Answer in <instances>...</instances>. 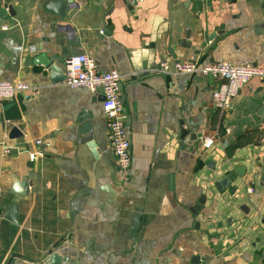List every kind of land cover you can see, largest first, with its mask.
<instances>
[{"label":"crops","instance_id":"obj_1","mask_svg":"<svg viewBox=\"0 0 264 264\" xmlns=\"http://www.w3.org/2000/svg\"><path fill=\"white\" fill-rule=\"evenodd\" d=\"M51 2L0 0V81L37 90L0 101V264H50L54 253L59 264H264V83L252 78L223 113L211 104L219 80L158 71L264 66V0H66L61 15ZM77 54L121 76L127 174L100 96L51 83L42 65L65 75ZM237 167L243 176L218 191Z\"/></svg>","mask_w":264,"mask_h":264},{"label":"built area","instance_id":"obj_2","mask_svg":"<svg viewBox=\"0 0 264 264\" xmlns=\"http://www.w3.org/2000/svg\"><path fill=\"white\" fill-rule=\"evenodd\" d=\"M64 71L65 80L62 83L65 87L84 89L91 94L103 97L102 109L115 165L122 174H127L131 167V149L126 130L127 115L119 95L121 76L114 70L108 72L99 70L96 63L84 54L69 57ZM158 71L175 76L199 74L219 80V84L211 93V104L223 113L230 110L233 100L252 78H258L264 83V66L251 64L235 66L226 62H215L201 66L195 62L164 61ZM20 92L37 94L36 87L28 83L0 81V101H10ZM214 142V137H205L202 148L208 150L212 148ZM36 144L40 145L41 142L37 141ZM7 152L8 148L5 147L4 153ZM34 158V154H29L31 161ZM249 193H252V190L249 189ZM2 196L3 191L0 189V211Z\"/></svg>","mask_w":264,"mask_h":264},{"label":"water","instance_id":"obj_3","mask_svg":"<svg viewBox=\"0 0 264 264\" xmlns=\"http://www.w3.org/2000/svg\"><path fill=\"white\" fill-rule=\"evenodd\" d=\"M67 2L66 0H52V2L50 3L49 7L47 9H51V10H56V12H58L59 15L62 14L64 8L66 7ZM8 15H12V12L10 10V8L7 11ZM6 19L5 15H1L0 16V30L3 27L4 24V20ZM106 31L103 32V34H105ZM42 65L44 66V68L47 71V74L49 76V81L53 84H58L61 83L65 80V75L63 73H61L59 67L57 65H55L53 63V61H44L42 62ZM209 79H213L211 76H208ZM119 88H120V84H119ZM101 100L103 101V97H101ZM262 112L264 113V106L261 108ZM264 115V114H263ZM90 130V127L88 124L85 125V127L83 128V132L84 133H88ZM20 133L17 131L16 128H13L11 130L10 133V138H16V137H20ZM88 147L92 150V153L94 155H97L96 152V145L93 141L88 143ZM243 176V169L240 167L235 168V173H231L228 174L226 177H224L222 180L216 182L215 187L217 188L218 191H223L224 189H226V187H228L232 182H234V180L236 179V176ZM261 186H264V175L261 178ZM17 186V185H15ZM101 191H103L104 193H107L108 195H113L112 191H111V187L108 186H104L101 188ZM235 191V188L232 189V192ZM12 193L17 194V195H25L26 194V189H25V185L23 187V190L21 191H17V190H13L12 189ZM243 210V209H242ZM16 204L15 203H11V205H9L8 207V214H7V219L13 223L17 222V218H16ZM194 261L196 260V258L193 259ZM62 261V258L58 255V254H52L49 258V262L50 264H59Z\"/></svg>","mask_w":264,"mask_h":264}]
</instances>
